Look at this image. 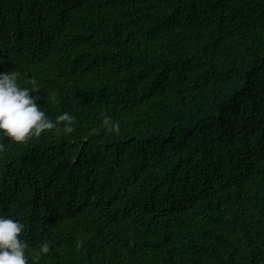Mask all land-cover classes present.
Listing matches in <instances>:
<instances>
[{"label":"trees","instance_id":"1","mask_svg":"<svg viewBox=\"0 0 264 264\" xmlns=\"http://www.w3.org/2000/svg\"><path fill=\"white\" fill-rule=\"evenodd\" d=\"M14 69L76 116L0 136V214L52 242L37 264H264V0H0Z\"/></svg>","mask_w":264,"mask_h":264},{"label":"clouds","instance_id":"2","mask_svg":"<svg viewBox=\"0 0 264 264\" xmlns=\"http://www.w3.org/2000/svg\"><path fill=\"white\" fill-rule=\"evenodd\" d=\"M22 73L18 69L0 73V136L10 137L12 141L24 142L32 137H39L47 130L72 133L75 129L76 116L62 112L53 120L32 93L39 90L35 77L31 78L32 87L21 85ZM55 99V97H52ZM102 128L108 132L119 133L120 121L105 116ZM99 129H91L97 133ZM6 150V144L0 140V153ZM26 229L21 219L0 214V264H37L42 256L53 247L48 239L41 241L36 248L24 239ZM79 243L82 244V241Z\"/></svg>","mask_w":264,"mask_h":264}]
</instances>
